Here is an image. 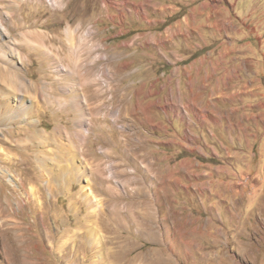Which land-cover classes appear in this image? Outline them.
I'll return each instance as SVG.
<instances>
[{
	"label": "rangeland",
	"instance_id": "rangeland-1",
	"mask_svg": "<svg viewBox=\"0 0 264 264\" xmlns=\"http://www.w3.org/2000/svg\"><path fill=\"white\" fill-rule=\"evenodd\" d=\"M0 21V264H264V0Z\"/></svg>",
	"mask_w": 264,
	"mask_h": 264
},
{
	"label": "crops",
	"instance_id": "crops-1",
	"mask_svg": "<svg viewBox=\"0 0 264 264\" xmlns=\"http://www.w3.org/2000/svg\"><path fill=\"white\" fill-rule=\"evenodd\" d=\"M264 122V121H263ZM259 163H262L260 166V168H259V170H260V172H262V175H263V177H261V178H263V180H264V159L263 160H261V161H259Z\"/></svg>",
	"mask_w": 264,
	"mask_h": 264
},
{
	"label": "bare ground",
	"instance_id": "bare-ground-1",
	"mask_svg": "<svg viewBox=\"0 0 264 264\" xmlns=\"http://www.w3.org/2000/svg\"><path fill=\"white\" fill-rule=\"evenodd\" d=\"M0 24L2 25V26H5V24H4V22L3 21H0ZM72 31V30H71ZM73 32V31H72ZM69 34V33H68ZM72 35V34H71ZM73 36V35H72ZM14 76V75H13Z\"/></svg>",
	"mask_w": 264,
	"mask_h": 264
}]
</instances>
